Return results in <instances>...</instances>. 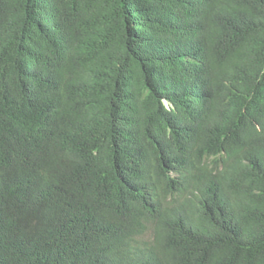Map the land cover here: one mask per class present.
<instances>
[{"label":"trees","instance_id":"obj_1","mask_svg":"<svg viewBox=\"0 0 264 264\" xmlns=\"http://www.w3.org/2000/svg\"><path fill=\"white\" fill-rule=\"evenodd\" d=\"M0 264H264V0H0Z\"/></svg>","mask_w":264,"mask_h":264}]
</instances>
